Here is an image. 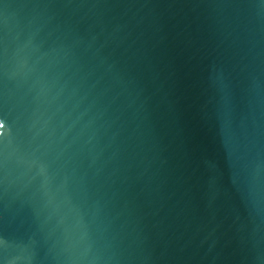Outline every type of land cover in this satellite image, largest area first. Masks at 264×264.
<instances>
[{"label": "water", "instance_id": "95a60500", "mask_svg": "<svg viewBox=\"0 0 264 264\" xmlns=\"http://www.w3.org/2000/svg\"><path fill=\"white\" fill-rule=\"evenodd\" d=\"M0 264H264V0H0Z\"/></svg>", "mask_w": 264, "mask_h": 264}]
</instances>
